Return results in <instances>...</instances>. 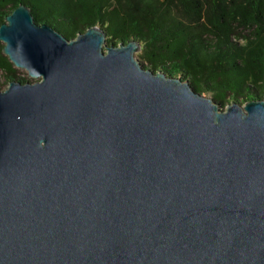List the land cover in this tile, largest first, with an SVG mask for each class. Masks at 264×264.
<instances>
[{"label": "water", "instance_id": "obj_1", "mask_svg": "<svg viewBox=\"0 0 264 264\" xmlns=\"http://www.w3.org/2000/svg\"><path fill=\"white\" fill-rule=\"evenodd\" d=\"M100 27L18 6L0 91V264H264V99L224 104Z\"/></svg>", "mask_w": 264, "mask_h": 264}, {"label": "trees", "instance_id": "obj_2", "mask_svg": "<svg viewBox=\"0 0 264 264\" xmlns=\"http://www.w3.org/2000/svg\"><path fill=\"white\" fill-rule=\"evenodd\" d=\"M20 5L67 39L97 26L108 45L136 40L145 68L222 104L264 99V0H0V26ZM0 70L8 83L33 81L1 43Z\"/></svg>", "mask_w": 264, "mask_h": 264}, {"label": "rangeland", "instance_id": "obj_3", "mask_svg": "<svg viewBox=\"0 0 264 264\" xmlns=\"http://www.w3.org/2000/svg\"><path fill=\"white\" fill-rule=\"evenodd\" d=\"M2 44V43H1ZM3 45V44H2ZM137 55V58H138V60L139 61H142L140 58H139V55L138 54H136ZM143 62V61H142ZM143 65H147L145 62H143ZM14 69H15V72H16V74L18 75V77H20V78H28V79H31V78H29V75H28V73L25 71V70H21V69H16L15 67H14ZM8 82H7V80H6V78L4 77V74H3V71L2 70H0V91H4L7 87H8ZM204 96H207V97H212L209 93H202ZM228 103H230V102H228ZM241 104H244L245 102H240ZM226 104H224V106H225Z\"/></svg>", "mask_w": 264, "mask_h": 264}]
</instances>
